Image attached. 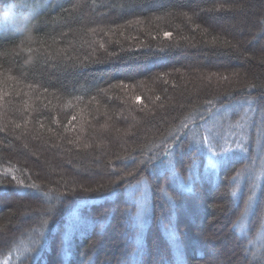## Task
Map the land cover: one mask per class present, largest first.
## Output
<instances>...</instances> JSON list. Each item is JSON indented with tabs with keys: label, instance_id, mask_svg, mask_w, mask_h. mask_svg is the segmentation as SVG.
Masks as SVG:
<instances>
[{
	"label": "trees",
	"instance_id": "obj_1",
	"mask_svg": "<svg viewBox=\"0 0 264 264\" xmlns=\"http://www.w3.org/2000/svg\"><path fill=\"white\" fill-rule=\"evenodd\" d=\"M0 264H264V0H0Z\"/></svg>",
	"mask_w": 264,
	"mask_h": 264
},
{
	"label": "snow or ice",
	"instance_id": "obj_2",
	"mask_svg": "<svg viewBox=\"0 0 264 264\" xmlns=\"http://www.w3.org/2000/svg\"><path fill=\"white\" fill-rule=\"evenodd\" d=\"M164 35H165L166 37H169V36H171V33L165 32ZM137 99L139 100L140 98L137 97ZM33 187H36V185H33Z\"/></svg>",
	"mask_w": 264,
	"mask_h": 264
}]
</instances>
